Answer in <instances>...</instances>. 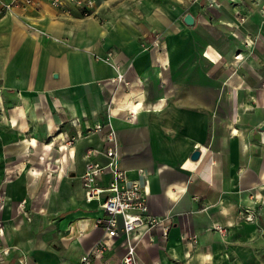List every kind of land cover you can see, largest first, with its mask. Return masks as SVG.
<instances>
[{"label":"crops","instance_id":"obj_1","mask_svg":"<svg viewBox=\"0 0 264 264\" xmlns=\"http://www.w3.org/2000/svg\"><path fill=\"white\" fill-rule=\"evenodd\" d=\"M214 1L126 0L138 7L123 15L121 0H95L83 16L32 0L0 18L1 244L11 249L0 264L22 253L27 264H75L102 239L103 211L80 176L112 94L136 111L111 120L118 164L131 179L144 170L150 212L171 216L166 237L154 229L139 246L140 264L225 263L212 225L231 233L237 195L264 194V0ZM121 242L106 259L121 257Z\"/></svg>","mask_w":264,"mask_h":264},{"label":"built area","instance_id":"obj_2","mask_svg":"<svg viewBox=\"0 0 264 264\" xmlns=\"http://www.w3.org/2000/svg\"><path fill=\"white\" fill-rule=\"evenodd\" d=\"M53 7L68 13L70 7L77 8L83 16L91 14L95 0H47ZM32 4V0H0V18L14 14L17 8H25ZM259 12L264 19V2L259 5ZM111 54L108 53L107 60ZM238 57V56H236ZM116 82H123L122 74H117ZM122 102H114L113 94L105 103V119L97 121L90 130L102 132V146L89 148L85 152L84 170L80 176L86 201H95L103 216L95 218L94 224L100 226L104 235L95 245L85 251L75 264H140L138 254L139 246L151 243V232L160 229L162 236L166 237L171 226V216L154 215L149 210V178L147 173L138 169L139 179H131L118 164V146L116 131L111 123L112 118H121L126 122H132L136 111L123 110L119 106ZM141 108V107H140ZM124 114L123 116H120ZM77 133V137H81ZM48 145H45V147ZM51 149V148H50ZM49 149V150H50ZM97 156L105 158V162L96 159ZM43 157L40 156V160ZM105 179V185L100 184V179ZM22 203L19 204L21 206ZM4 205V192L0 193V210ZM21 208V207H20ZM213 230L221 233L225 228L213 224ZM3 222L0 220V260L10 252V247L3 246ZM115 238L122 239L123 253L116 261H109L105 254L112 248ZM185 241H196L195 235H185ZM18 264H27L25 255L22 253L17 259Z\"/></svg>","mask_w":264,"mask_h":264},{"label":"rangeland","instance_id":"obj_3","mask_svg":"<svg viewBox=\"0 0 264 264\" xmlns=\"http://www.w3.org/2000/svg\"><path fill=\"white\" fill-rule=\"evenodd\" d=\"M209 3L214 4L215 1L209 0ZM131 6H136L134 10L138 7L126 0H121L119 14L126 15L124 13L132 11ZM2 109L0 100V112ZM0 119H2V115H0ZM248 197V201L240 200L238 195L236 197V216L240 224L233 227L231 233L229 227L223 233L215 230L223 235V239L219 240L221 251L228 253L224 264H264V194L255 193ZM228 235H231L233 239L226 240L225 237ZM225 248L228 250L226 251Z\"/></svg>","mask_w":264,"mask_h":264},{"label":"water","instance_id":"obj_4","mask_svg":"<svg viewBox=\"0 0 264 264\" xmlns=\"http://www.w3.org/2000/svg\"><path fill=\"white\" fill-rule=\"evenodd\" d=\"M184 22H185L186 24H188V25L193 24V17H192V15H191V14H186V15L184 16ZM259 131H264V124H262V125L260 126ZM255 138H256L257 140H260V139H261V137H260L259 134H256V135H255ZM199 156H200V151H199V150H194V151L191 153L190 158H191L192 160L195 161V160H197V159L199 158Z\"/></svg>","mask_w":264,"mask_h":264},{"label":"bare ground","instance_id":"obj_5","mask_svg":"<svg viewBox=\"0 0 264 264\" xmlns=\"http://www.w3.org/2000/svg\"><path fill=\"white\" fill-rule=\"evenodd\" d=\"M142 104H143V102L141 103V105H140V107L142 106ZM131 111H132V109H130ZM48 146H46V148H47ZM51 148V147H50Z\"/></svg>","mask_w":264,"mask_h":264}]
</instances>
